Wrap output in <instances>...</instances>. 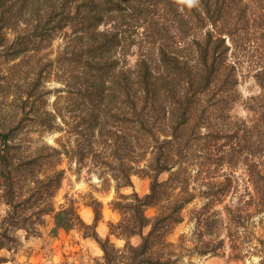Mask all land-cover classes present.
<instances>
[{"label":"trees","instance_id":"16d2710c","mask_svg":"<svg viewBox=\"0 0 264 264\" xmlns=\"http://www.w3.org/2000/svg\"><path fill=\"white\" fill-rule=\"evenodd\" d=\"M128 27L143 29L141 42L148 48L135 63H128ZM61 34L66 41L55 59L32 53ZM250 35L264 42V0H0V60L13 62L7 69L0 65V145L6 147L0 149V196L8 205L0 216V264L8 261L2 251L19 247L15 231L23 229L26 237L38 234L36 225L44 224L47 215L53 219V236L77 229L98 243L102 255L95 264H181L186 236L178 243L169 236L198 196L205 201L190 215L194 227L188 258L226 255L227 246L232 260L256 255L264 264V218H256L264 212L263 63L252 75L260 92L244 101L250 119L230 113L242 95L238 57L229 53ZM60 60L65 78H59L68 80L77 100L87 106L88 145H118L108 160L93 165L102 168L105 184L114 180L118 196L111 206L121 218L109 224V233L123 239L122 246L99 235L101 203L94 197L88 203L95 213L92 223L70 199L55 207L64 170L50 162L60 149L46 145L47 154H28L20 163L10 153L29 113H35L42 132L61 129L57 111L39 113L50 65ZM15 75L23 82H14ZM16 109L25 115L18 118ZM200 140L223 146L218 163L228 162L230 171L222 180L208 181L197 195L183 167L186 146ZM239 167L241 177L236 176ZM136 172L150 178L149 192L120 193L122 187H133ZM163 172L169 177L160 180ZM228 195V202L216 209ZM32 198L39 202L37 210L27 214ZM150 208L156 209L153 215L147 213ZM259 225L262 234L256 232ZM134 237L139 241L133 242Z\"/></svg>","mask_w":264,"mask_h":264},{"label":"rangeland","instance_id":"374dc122","mask_svg":"<svg viewBox=\"0 0 264 264\" xmlns=\"http://www.w3.org/2000/svg\"><path fill=\"white\" fill-rule=\"evenodd\" d=\"M235 12L236 11L232 12L233 21L238 18ZM142 31L143 29L141 27L138 29L136 27L126 28L125 34L128 36L126 40L128 43L126 45L128 63H135L136 59L142 57L143 53L148 49L145 42H141ZM249 31L252 32L253 29L250 28ZM259 31L258 36L261 33V30ZM65 36L64 34L58 35L51 43H44L38 50H33L32 53L44 57L46 61H48V59H55L58 55V51L64 47L66 41ZM9 37L12 39L14 36L10 34ZM227 42L231 43L229 40ZM239 42L241 45L239 44L237 47L232 45V51L229 55L231 56L230 58L233 59H235V56L238 57V68L241 74L239 76L240 84L238 89L242 97L234 104L230 113L232 117L250 119L251 114L244 106V101L250 96L257 95L260 92V88L252 75L258 63L264 64V45H261V43L264 42L263 39H259L257 42L252 35L248 38L246 36L245 39H239ZM18 60L19 59L16 61ZM1 63H3V60H0V65ZM12 63L13 62H10V64ZM32 63L38 64L35 59L32 60ZM10 64L6 62L3 63L2 66L4 69H7ZM28 65L24 64L25 67L29 68ZM50 69L51 75L43 85L45 96L44 101H42L39 107V113L43 112L45 109L52 112L57 111V122L60 124L61 129L58 128L52 132H42L39 120L35 118V113H29L24 126L25 128L22 131L19 130L20 132L18 131L19 133H17L16 139L12 142L15 144L12 145L13 149H11L10 152L12 156L14 155L13 161L15 163H20L28 154L35 155L41 153V155H45L50 151L47 148L48 146L60 149V154L54 155L52 159L49 158V156H45L51 159L50 164L54 163V165H57L56 167L58 169L64 170L62 185L54 198L55 207L58 209L61 204L67 203L70 199L74 201L82 218L86 222L92 223L95 213L88 203H90L92 197H94L101 203L100 209L102 217L97 224L99 235L103 238L109 235L111 241L117 246H122L124 243L123 239L117 238L115 235H110L109 233V224L111 222L116 223L121 218L119 212L113 210L111 206V202L118 196L114 180L110 179V184H105L102 168L93 165L108 160V155L114 148L116 149L118 145H102L101 143L88 145V140L85 136L88 131L86 129V122H84L86 119L84 114L87 112V106L84 105L85 102L81 99L77 100L75 95L77 92L76 88L71 85L68 80H62L65 76L62 73L63 68L61 60L55 61L50 65ZM70 70L68 69V71H66V77L70 76ZM21 73V76H26V72L21 71ZM27 75L28 77H32L34 74ZM59 75H63V78H59ZM23 77L20 78L15 75L14 82L22 83L24 80ZM18 112L19 113L16 114L18 118L25 115L24 111L20 112V110H18ZM80 121L82 123H80ZM75 125H78L76 129L78 133L74 130ZM115 126L117 127V125ZM205 129L206 127H203L202 130L205 132ZM200 141L201 142L195 145L186 146L187 155L184 157L183 167V177L188 180L190 189L197 195H200L203 190H206V183H208V181H217L218 178L222 180V174L230 171L229 167L226 166L228 162L222 165L218 163V155L221 151L220 147L223 146L205 145L202 140ZM1 148L5 149L6 147L0 145V149ZM92 150H94L93 153ZM116 157L117 155L111 156L109 160L115 161ZM4 163L6 162L1 164ZM144 163L145 162H142V164ZM241 171V167L237 168V177H241ZM39 172H37V174L43 177V171L40 174ZM168 177L169 172H163L160 175V180H165ZM131 178L133 187H122L119 189L120 193L128 194L131 193L133 189L140 195L149 192L150 178L143 172L133 173ZM31 184L34 186L36 185L34 182H31ZM178 191L179 188L176 189V192ZM24 197L28 198L29 195L27 194ZM229 198L230 195H228L223 203L217 204L215 208H221L222 205L228 202ZM45 199H41V201ZM36 201L34 198L31 199V203L34 202V204L29 207L28 212H26L27 214L37 210L39 202L37 203ZM204 201L202 196H198L190 203L184 209V221L177 225L169 236V239L176 243H178L182 234L186 236L183 241V251L186 253V256L181 264H258L259 258L256 255L247 256L243 261L230 259L228 257L229 248L227 246L225 249L226 255H192L188 258L189 256L187 255L188 251L186 248L191 246L189 238L194 227V221L190 219V215L192 214V210L202 206ZM7 209L8 205L4 203V200L0 196V216L4 215ZM155 212V208L147 210L149 215H153ZM260 216L264 218V212L256 218L258 219ZM23 219H25V216ZM28 221L22 222L21 225H26V223H29ZM52 226V216L47 215L44 224L36 225L39 231L38 234L26 237V232L23 229L16 230L15 233L20 241L19 247L13 252H1L3 254L5 253L8 257V261L4 264H95L96 259L102 255V250L98 243L89 237H84L79 230L72 229L70 231H65L61 229L57 236H53L50 233ZM256 230L257 234L263 233L260 225L256 227ZM224 233L225 231L222 232V235ZM132 241L138 242L139 238L134 237Z\"/></svg>","mask_w":264,"mask_h":264}]
</instances>
